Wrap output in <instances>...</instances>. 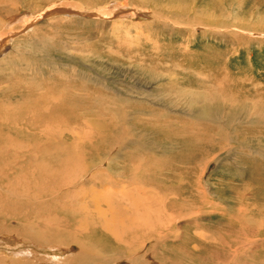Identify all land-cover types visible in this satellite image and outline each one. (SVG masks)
<instances>
[{"label":"rangeland","instance_id":"obj_1","mask_svg":"<svg viewBox=\"0 0 264 264\" xmlns=\"http://www.w3.org/2000/svg\"><path fill=\"white\" fill-rule=\"evenodd\" d=\"M35 98L72 102L85 177H40L68 144ZM0 125V264H77L61 229L98 198L137 228L81 233L88 264H264V0H0Z\"/></svg>","mask_w":264,"mask_h":264},{"label":"bare ground","instance_id":"obj_2","mask_svg":"<svg viewBox=\"0 0 264 264\" xmlns=\"http://www.w3.org/2000/svg\"><path fill=\"white\" fill-rule=\"evenodd\" d=\"M73 5V4H72ZM117 5V4H116ZM75 7L76 9L78 10H81L82 12H88V11H83V8H81V6H79L78 4H75ZM73 8V7H72ZM114 9H119V7L117 6H113L112 8L109 7V8H105V10H109V11H113ZM104 9H101V10H98L100 12L102 11H105ZM137 11V10H136ZM134 12L133 14H130L129 16L125 15L126 18H129V17H136L138 16L139 17V14L138 12ZM91 13V12H90ZM104 13V12H103ZM106 13V12H105ZM110 13H113V12H110ZM73 14V13H72ZM117 14H118V11H117ZM117 14L115 15V17L117 16ZM91 15V14H90ZM108 15V13H107ZM108 17V16H106ZM124 17V16H123ZM65 98V97H64ZM36 100H34L32 103L28 104V105H25L24 108L27 109V113H28V116L31 120V118H35V120H37V122L34 124L35 121H32V125L31 126L30 124H28L31 128L28 129L29 131H37V130H41L42 128L45 127V124L44 125H41L43 123H45L46 121H53L54 123L53 124H60L59 126H57L55 129H61L60 132L62 135H65L67 136L65 138V141L68 145L66 146H63L61 149H59L58 155H55V161L53 162L55 164L54 167L52 166H49L48 165H44L43 163L41 164V166H38L37 167V170H39V172H41L40 174V177H43L44 179H47V180H53L55 181L54 178H57L56 180V184L58 183H63V182H66L67 185H69L70 183H73L74 181H76V178L79 176V175H83V177H85L87 174V171L85 172L84 170V166L79 168L77 166H80L79 164V161L80 159L82 158V153L79 154V152L76 150L75 147H71L70 145L76 140L74 138L73 135L76 134L75 131H73L72 129L71 130H66V129H63L62 128V125H67L68 123V118L67 116L70 115V112H74L70 109V106L72 104V102L70 104H68V102H66V100L64 99H51V100H46V99H37L35 98ZM68 99V98H67ZM69 101L71 100V98L68 99ZM67 100V101H68ZM35 107V108H34ZM4 109V108H3ZM15 115V114H14ZM14 115H11L10 117H14ZM18 115H16L17 117ZM9 117V118H10ZM19 117V116H18ZM3 119L5 117H2ZM23 120V123H27V119L25 118H21ZM23 124V125H24ZM62 124V125H61ZM110 125V124H108ZM25 126V125H24ZM12 127V126H11ZM60 127V128H59ZM111 130L110 131H107V134L108 136H101L99 138H101V141L103 143H106L107 146L111 147L112 149L116 148L115 146L118 145V144H121L123 145V141H124V138H125V131L122 130V132H119L117 131V127H116V124L113 123V125H111ZM34 128V129H32ZM4 129H6L5 127L3 128V126L0 125V130L1 132L4 131ZM10 129H13V132L14 131V128H10ZM36 129V130H35ZM44 130V129H42ZM11 131V130H9ZM0 132V133H1ZM78 132V131H77ZM222 132V131H221ZM223 133V132H222ZM49 134V133H48ZM103 134V133H102ZM5 136V135H4ZM7 136V135H6ZM79 136V135H78ZM80 138V137H79ZM15 140V137L12 138L11 135H8L7 138H0V142H3L4 144L7 143V147L8 145H12L13 144V141ZM78 140V139H77ZM10 143V144H9ZM2 145V144H1ZM75 145L78 146V144L75 142ZM2 148V147H0ZM14 148V147H12ZM58 149V148H56ZM4 150V149H3ZM84 150V149H83ZM2 151V150H1ZM6 151V150H4ZM13 151V150H12ZM51 152V151H50ZM63 152V153H62ZM2 153V152H1ZM12 153V152H11ZM54 153H57L54 152ZM10 154V153H9ZM16 154V153H15ZM7 155V154H6ZM13 156H16V155H13ZM66 156V157H64ZM8 157V156H6ZM11 157V156H10ZM7 159V158H6ZM133 159V158H132ZM85 160V159H83ZM79 163V164H78ZM101 163V162H100ZM133 163V162H132ZM110 164V163H109ZM98 165V164H97ZM96 163L93 165V167L97 166ZM7 166V165H5ZM40 167V169H39ZM112 166L109 165V168H111ZM4 170L7 169L6 167L3 168ZM70 169H73V170H70ZM88 170V169H87ZM73 171V172H72ZM7 172V171H6ZM4 173V172H3ZM7 174V173H6ZM60 174L62 175V177H60ZM86 174V175H85ZM100 174L97 173L95 175H93L89 180L91 179H94L95 177L99 176ZM3 176V175H2ZM85 179V178H83ZM83 179L81 180L83 182ZM80 181V182H81ZM88 181V180H87ZM81 182V184H82ZM69 183V184H68ZM49 185V184H48ZM49 187V186H48ZM73 187V186H71ZM141 189V187H139ZM139 189V191H140ZM55 190V189H54ZM75 191V189L73 190ZM76 192V191H75ZM104 192V191H103ZM130 194V193H128ZM127 194V195H128ZM144 194V193H143ZM142 194V195H143ZM108 195V194H107ZM144 196V195H143ZM95 198V197H94ZM106 198V197H105ZM89 199V198H88ZM111 200V198H109ZM126 201H129L127 199V196L126 198H124ZM91 200V199H90ZM132 201V199H130ZM135 200V199H134ZM87 201V200H86ZM85 201V202H86ZM88 202V201H87ZM133 202V201H132ZM140 202V201H139ZM146 202V200H145ZM81 203V202H80ZM136 204V202H134ZM142 203V202H141ZM141 203H139L138 205H142ZM87 204V203H86ZM51 205H54L56 206V204H54V200L53 202H51L50 204H48V206H51ZM89 205V204H88ZM88 205H83V209L85 210L84 212V215L80 218L81 220L79 221L78 223V230L79 231H73V230H70V229H61L63 232L67 233V240L68 241H62L63 244L65 243H68L69 241H76L78 246H79V251H78V255H74L72 256L71 258H68L70 259L72 262H77V264H88L87 263V259H89V255L92 254L93 252V248L89 245L88 241H84L82 240L79 236L81 235V233H88V232H92V229L93 231L95 230H98V233L101 234V235H104L105 232L106 233H112L113 236H115L117 239H121L123 238V234L119 232H116L117 229L112 227V225H122V228L124 229V232L126 234H129L131 232H133L135 230V228H137L135 225H134V222L135 220H137L135 217H132L131 218H134V221L132 222L133 225H130L128 228H126V225H124L125 223L123 221H121V223H119L120 221H117L116 220V217L114 214H111V213H114L115 210H126L128 211V209L124 206V205H121V206H112V203L111 201H104L100 198L98 199H93L91 200V205H92V211L89 212L88 210ZM133 205V203H132ZM144 205V204H143ZM80 206V204H79ZM131 207V206H130ZM79 208V207H78ZM145 209V208H144ZM91 210V209H90ZM88 211V212H87ZM129 212V211H128ZM124 213V212H123ZM123 213H121L123 215ZM121 215V216H122ZM126 216V215H124ZM112 217V218H111ZM120 219H124L125 217H119ZM128 218V217H126ZM125 218V219H126ZM130 218V219H131ZM129 219V218H128ZM132 220V219H131ZM141 220V219H140ZM160 220V219H159ZM158 220V221H159ZM45 221V220H44ZM127 221V219H126ZM125 221V222H126ZM138 221V220H137ZM142 221L145 223L146 221H144L142 219ZM164 221V220H163ZM166 221V220H165ZM150 222V221H149ZM148 222V223H149ZM160 222V221H159ZM53 223H54V226L55 227H60V225H62V222L59 221L58 219H53ZM147 223V224H148ZM48 224V223H47ZM142 224V223H141ZM35 225V224H33ZM158 225H162V220L160 223H158ZM29 226V225H28ZM38 226L37 229H31L29 231H24L26 232L25 234L27 236H29L31 239H33L34 241H37L39 239V237L37 236H40L41 234H34V232H36L38 229L40 230V226L39 225H36V227ZM89 227H92L91 230H86L87 228ZM34 228V227H33ZM56 229V228H54ZM24 230V229H23ZM36 230V231H34ZM44 230V228L42 229ZM56 230H59V229H56ZM68 230V231H66ZM70 230V231H69ZM62 234H65L63 233ZM58 234H60L61 232H56ZM55 233V234H56ZM86 233L82 234V235H85ZM72 234V238L70 237V235ZM48 235V234H47ZM47 235H44V237H46ZM125 235V234H124ZM28 237V238H29ZM48 237V236H47ZM55 238H60L59 236L56 235ZM42 239V238H41ZM123 240V239H122ZM40 241V240H39ZM37 241V242H39ZM42 242V241H41ZM40 242V243H41ZM55 242V241H54ZM57 243H60V242H57ZM42 244V243H41ZM62 244V243H61ZM92 255H95L94 253ZM67 259V260H68ZM7 260V259H6ZM9 260V259H8ZM44 261V260H43ZM26 264V262H21V264ZM70 263V262H69ZM68 263V264H69ZM15 264V263H14Z\"/></svg>","mask_w":264,"mask_h":264},{"label":"water","instance_id":"obj_3","mask_svg":"<svg viewBox=\"0 0 264 264\" xmlns=\"http://www.w3.org/2000/svg\"><path fill=\"white\" fill-rule=\"evenodd\" d=\"M61 11L60 10H51L50 12L45 13L44 17H50L55 14H59Z\"/></svg>","mask_w":264,"mask_h":264}]
</instances>
